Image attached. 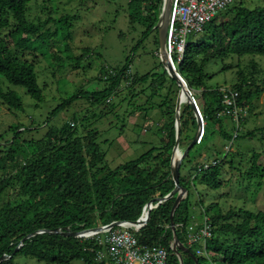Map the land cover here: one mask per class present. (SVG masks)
Listing matches in <instances>:
<instances>
[{
	"label": "trees",
	"instance_id": "1",
	"mask_svg": "<svg viewBox=\"0 0 264 264\" xmlns=\"http://www.w3.org/2000/svg\"><path fill=\"white\" fill-rule=\"evenodd\" d=\"M31 1L0 0V30L11 27L7 35L0 37V100L10 108H21L22 99L15 89L5 88V82L25 88L37 105L45 100L44 85L41 86L38 81L36 61L27 57L26 48L32 38H51L58 30L51 31L46 27L50 18L37 22L29 19ZM231 4L213 18L201 38L188 41L180 62L174 57L178 71L192 91L205 121L201 141L193 145L180 166V183L188 189V195L176 209L174 222L178 238L186 246L185 226L193 216L188 213L191 179H199L207 187L223 185V167L232 160L228 159V154L221 155L215 138L219 137L223 143L230 140V146L225 145L226 153L230 152L233 139L240 134L230 133L228 123L233 122L238 130L248 114L241 117L237 125L231 115L223 112V87L207 84L212 75L206 71V65L211 60L230 55L264 54V6L249 7L242 1L233 6ZM163 5L164 0H131L129 14L132 23L144 27L140 42L154 34L156 55L160 60L159 71L132 75L129 56L122 67L109 71L105 69L97 77L108 83L103 89H79L62 99L48 116V120L53 119L81 96H86L94 104L108 107L112 94L120 91L125 78L129 88L155 74L154 82L161 96L157 108L159 117H156L164 119L161 124L158 119V130L163 134L160 145H153L137 158L112 168L106 163V152L97 141L99 131L96 128L79 134L77 125L67 121L57 127L51 126L42 138H32L27 145L18 142V133L24 129L16 126L12 145L5 155L0 156V168L4 171L0 175V257L7 256L0 264H18L21 258L47 264H72L75 261L105 264L95 259L100 246L93 238L47 231L25 237L44 229L82 231L113 221H134L152 197L165 196L173 190L175 183L171 164L177 135L176 103L181 87L169 75L159 55L156 25ZM218 16L220 19L215 22ZM58 21L62 27L69 26L64 16ZM69 34L67 38H70ZM193 35L198 34L190 36ZM50 56L63 61L57 53H50ZM83 56H68V59L77 66ZM236 66L239 67L237 82L231 88L239 91V102L249 111L253 99H259L264 92L263 85L255 79L258 64L251 62V79L239 64ZM232 68L229 65L223 67L225 70ZM180 122V147L185 149L198 128L196 112L189 102L181 104ZM254 134V131H248L243 136ZM27 146H31L30 151ZM255 158L256 155L253 156L251 172L257 166ZM187 164L193 172L189 176L182 174ZM175 199L176 196L153 208L147 224L136 232L141 243L161 244L168 248L167 264H180L171 247L173 230L170 212ZM201 205L211 217L214 227V236L208 242L210 258L214 260L219 255L224 264H264V210L232 207L225 211L219 201ZM190 250L197 260L182 252L184 264H208L210 258L196 254L192 248Z\"/></svg>",
	"mask_w": 264,
	"mask_h": 264
},
{
	"label": "rangeland",
	"instance_id": "2",
	"mask_svg": "<svg viewBox=\"0 0 264 264\" xmlns=\"http://www.w3.org/2000/svg\"><path fill=\"white\" fill-rule=\"evenodd\" d=\"M131 0H32L28 17L32 21H50L46 25L51 31L58 30L56 36L43 39L32 38L28 41L26 52L30 60L36 61L38 81L44 85V101L37 105L25 88L10 85L18 91L22 99L21 108H10L0 100V156L5 155L15 137V127L24 129L18 133V142L30 144V139H40L51 126H60L70 121L78 127L79 134L96 128L99 131L97 141L106 152V163L115 168L126 161L137 158L153 145H160L163 134L158 130L163 118L157 115L158 104L161 101L160 91L151 75L147 81L127 88V79L121 83L120 91L113 93L109 106L94 104L86 96L79 97L70 106L48 120L49 112L62 99L79 89L91 91L103 89L108 83L97 77L105 69L113 70L124 65L126 59H131V74L143 75L150 71H159V58L156 55L154 34L141 40L143 26L131 22ZM240 1L249 7L264 6V0H234L231 6ZM53 11V13H49ZM67 18V24L60 26L57 19ZM220 17L215 20L218 22ZM212 25V24H211ZM11 31V27L0 30V37ZM67 38V35H70ZM204 33L188 37L196 40ZM139 44V45H138ZM68 45V47H67ZM69 48V49H67ZM50 53H57L63 61ZM84 55L76 66L68 56ZM258 64L255 79L264 87V54H246L242 57L230 55L226 58H216L206 65V71L212 75L208 85L231 88L237 82V67L240 65L244 74L251 79V62ZM232 69H223L224 66ZM177 68V66H176ZM165 91V90H164ZM164 91H161L163 93ZM249 108V106H248ZM200 114V113H199ZM157 116V117H156ZM230 122L228 130L240 136L233 139L231 151L226 153V146L231 141L223 143L216 136V147L221 155L228 154L232 163L225 164L221 178L223 185L217 188L207 187L199 179H191L189 214H195L197 220L202 219L201 204L205 206L212 201H219L225 211L235 207H245L253 210H264V92L259 99H253L252 109L246 119L240 123V128ZM216 128V127H215ZM248 131H254L253 136H243ZM31 150V146H27ZM256 155L257 166L250 171L253 156ZM202 159V158H198ZM203 160V159H202ZM190 164L183 170V175H190ZM4 171L0 168V175ZM193 176L191 175V178ZM217 199V200H215ZM114 222V221H113ZM112 223V222H111ZM110 224V223H109ZM104 237L105 234H101ZM18 264H47L35 259H19ZM72 264H84L75 261ZM208 264H224L220 256L208 259Z\"/></svg>",
	"mask_w": 264,
	"mask_h": 264
},
{
	"label": "built area",
	"instance_id": "3",
	"mask_svg": "<svg viewBox=\"0 0 264 264\" xmlns=\"http://www.w3.org/2000/svg\"><path fill=\"white\" fill-rule=\"evenodd\" d=\"M234 0H173L171 18L167 33L166 48L173 65L177 66L183 58L188 37L200 34L206 30L213 18ZM177 57V62L174 60ZM178 68V67H177ZM223 103L225 112L233 117L237 125L241 117L248 112L247 108L239 102V91L223 87ZM197 105V102H196ZM201 119L205 123L199 110ZM204 135L202 132L198 142ZM216 162H214L215 164ZM207 167V165H206ZM153 207V206H152ZM148 206L143 207L139 222L132 224L129 221H120L113 228L102 231H89L80 235L84 238H93L100 246L96 250V260L105 264H167L169 258L168 248L164 245H147L139 241L136 232L140 231L147 222ZM192 220L185 226L187 247L192 248L196 254L210 258L208 242L214 236V227L211 217L201 207L202 219L197 220L192 214ZM109 224L103 225L107 226ZM101 234H105L101 237ZM172 247V244H171Z\"/></svg>",
	"mask_w": 264,
	"mask_h": 264
},
{
	"label": "water",
	"instance_id": "4",
	"mask_svg": "<svg viewBox=\"0 0 264 264\" xmlns=\"http://www.w3.org/2000/svg\"><path fill=\"white\" fill-rule=\"evenodd\" d=\"M172 1L173 0H164L162 13L159 17V21H158L156 27L158 29V36H159L160 59L164 65L165 69L169 73V75L171 77H173L174 79H176L178 85L181 87L178 98H177V103H176V130H177V135H176V143H175V146L173 148L172 164H171V167H172L171 168V174H172L175 186H174L173 190H171L165 196L156 195L149 200V202L146 204L148 206V213H147L145 221L148 222L153 208H155L159 204L167 201L168 199L176 196L175 202H174L172 209H171V212H170L171 227L173 230L172 250L178 256V258L180 260V264H184V258H183L182 252L188 253L195 260H197V256L186 245H184L180 241V239L178 238V235H177L176 225L174 222V215H175L176 209L178 208V206L180 205L182 200L185 199L188 195V189L186 187H184L183 185H181V183H180V166H181L183 159L188 155L190 149L193 147L194 144H196L198 142L199 138L202 135V132L204 131L205 126H204V123H203L201 116L199 114L198 108L196 106L192 91L189 89L186 80L182 77V75L178 71V68H175V66L173 65V62L171 61L169 54L167 52L166 40H167V33H168V28H169V23H170V18H171ZM184 102H189L192 105V107L194 108V110L196 112L197 120H198V128H197L196 134H195L192 142L185 149H182L180 147V138H181V135H180V131H181L180 109H181V104ZM129 222H131L132 224H136L139 221L134 220V221H129ZM119 223H120V221H114L107 226H96V227L88 228V229H85L82 231H70L67 229L64 231H61L60 228H56L53 230L44 229L41 231H35L33 233H30L29 235H27L25 237V239L28 237H31L37 233L45 232V231L52 232V233H61L62 235H66V236L71 235L74 237H80V235L85 233V232L102 231L106 228H113V227L119 225ZM6 258H7V256L3 255L2 257H0V261L4 260Z\"/></svg>",
	"mask_w": 264,
	"mask_h": 264
},
{
	"label": "clouds",
	"instance_id": "5",
	"mask_svg": "<svg viewBox=\"0 0 264 264\" xmlns=\"http://www.w3.org/2000/svg\"><path fill=\"white\" fill-rule=\"evenodd\" d=\"M195 103H196V101H195ZM197 105H198V104H197ZM197 105H196V106H197ZM204 126H205V123H204Z\"/></svg>",
	"mask_w": 264,
	"mask_h": 264
}]
</instances>
